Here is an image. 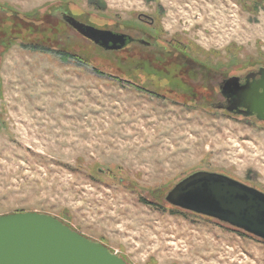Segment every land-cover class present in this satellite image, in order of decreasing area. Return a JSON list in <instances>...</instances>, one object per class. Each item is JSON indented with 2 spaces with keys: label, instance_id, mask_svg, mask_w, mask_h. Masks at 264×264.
<instances>
[{
  "label": "rangeland",
  "instance_id": "rangeland-1",
  "mask_svg": "<svg viewBox=\"0 0 264 264\" xmlns=\"http://www.w3.org/2000/svg\"><path fill=\"white\" fill-rule=\"evenodd\" d=\"M63 11L156 44L106 49ZM261 64L264 0H0V214H52L129 264H264V239L165 198L200 169L264 191V120L213 106Z\"/></svg>",
  "mask_w": 264,
  "mask_h": 264
},
{
  "label": "water",
  "instance_id": "water-1",
  "mask_svg": "<svg viewBox=\"0 0 264 264\" xmlns=\"http://www.w3.org/2000/svg\"><path fill=\"white\" fill-rule=\"evenodd\" d=\"M64 19L106 49H121L126 34L101 29L70 14ZM130 39V38H129ZM226 97L216 108L264 120V66L221 84ZM166 200L264 239V191L228 174L200 169L180 179ZM0 264H129L102 242L91 239L58 217L39 211L0 214Z\"/></svg>",
  "mask_w": 264,
  "mask_h": 264
},
{
  "label": "flooded vegetation",
  "instance_id": "flooded-vegetation-1",
  "mask_svg": "<svg viewBox=\"0 0 264 264\" xmlns=\"http://www.w3.org/2000/svg\"><path fill=\"white\" fill-rule=\"evenodd\" d=\"M62 14L64 15L65 12L63 11ZM138 17L140 20H142L143 23L147 24L149 27H152L156 23L155 18L152 17L151 15H148L147 13H140ZM123 34H126L127 36H129L130 39L128 37L126 39V42L129 43V46H132L134 44H139L147 48H152L156 44L155 42V40L157 39L156 35L152 34L148 29H145V28L144 29L139 28V30L135 32L134 34H131V33H123ZM169 45L173 46L171 43H169ZM254 70H257V69H254ZM250 71H253V70H250ZM244 81H245V75L241 76V82H244ZM222 97H223V100H225L226 97H224L223 95Z\"/></svg>",
  "mask_w": 264,
  "mask_h": 264
},
{
  "label": "trees",
  "instance_id": "trees-1",
  "mask_svg": "<svg viewBox=\"0 0 264 264\" xmlns=\"http://www.w3.org/2000/svg\"><path fill=\"white\" fill-rule=\"evenodd\" d=\"M15 27H17V25L14 24V25H11L9 28L12 29V28H15ZM180 46H181V45H180ZM127 47H130V46H129V43H127V44H126L121 50H123V49H125V48H127ZM141 47L147 48V47H145V46H143V45H142ZM175 47H176V46H175ZM182 48H184V47L182 46ZM184 49H185V48H184ZM119 50H120V49H119ZM119 50H118V51H119ZM169 50H170V49H169ZM259 66H263V64H261V65H259ZM248 72H249V71H248ZM233 75H236V74H229L228 76L224 77V79L221 80V82H220V81L218 82L216 88H217V91H218V93H219L220 95H221V84L223 83V81H224L225 79H227L228 77L233 76ZM239 76H240V75H239ZM221 96H222V95H221ZM213 102L215 103V102H218V101H213ZM249 117H250V116H249ZM63 222H64V221H63ZM111 251H112V250H111Z\"/></svg>",
  "mask_w": 264,
  "mask_h": 264
}]
</instances>
